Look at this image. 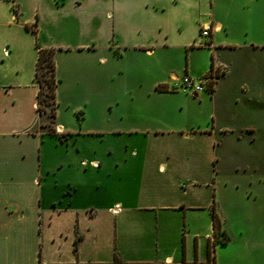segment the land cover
Returning a JSON list of instances; mask_svg holds the SVG:
<instances>
[{
  "label": "crops",
  "instance_id": "1",
  "mask_svg": "<svg viewBox=\"0 0 264 264\" xmlns=\"http://www.w3.org/2000/svg\"><path fill=\"white\" fill-rule=\"evenodd\" d=\"M116 2L148 21L159 13L158 34L142 21L131 42L158 68L123 80L104 114L71 106L60 91V53L96 50L88 24L65 41L68 0H0V264H205L218 241L228 243L216 237L214 207L231 237L233 195L264 187V39L222 40L229 26L215 0L198 15L195 0ZM192 26V36L174 40ZM39 45L56 49L53 119L38 110ZM181 47L209 52L197 66L189 51L180 67ZM213 65L224 73L212 94L172 89L175 77H202ZM86 71L70 82L97 95L100 78Z\"/></svg>",
  "mask_w": 264,
  "mask_h": 264
},
{
  "label": "rangeland",
  "instance_id": "2",
  "mask_svg": "<svg viewBox=\"0 0 264 264\" xmlns=\"http://www.w3.org/2000/svg\"><path fill=\"white\" fill-rule=\"evenodd\" d=\"M203 1L205 0H195L197 15L200 14L199 4ZM215 1L214 13L217 19L229 26L221 33L222 40L242 43L264 39V0ZM77 3L78 5L74 0H68L67 3L69 17L66 24L70 34L69 39L65 41L74 44L77 41L75 32L82 24H88L92 36L95 37L96 50L85 53L77 51L60 53L58 71L62 79L60 91L64 100H70L73 107L77 104H83V107L94 105L104 114L105 112L113 114L116 89L120 85L122 89L126 88L123 80L131 75L157 71V60L146 56L144 51L132 47L131 42L143 35L138 26L142 21L151 29L153 35L158 34L156 20L160 19L159 13L156 16L151 15L148 21L132 11L119 9L116 0H78ZM181 9L182 11L185 9L184 3ZM66 24L64 22V27ZM194 30L193 26L187 29L182 27L181 31L176 29L175 35L173 34L174 40L183 42L189 34L192 36ZM203 38L204 42H207L209 37ZM199 39L200 36H197V42L200 41ZM189 51L194 52L197 62L195 64L200 66L209 49L176 48L174 53L180 67L188 64ZM89 67L94 68V73L100 78L99 92L94 96L87 94L83 85L78 87L70 82L73 76L87 75L86 70ZM204 93L209 95L207 92ZM88 101L91 103L88 104ZM174 106H178V103H174ZM82 116L83 114L80 115ZM48 124L52 125L50 119ZM254 152V149L248 151L253 158L256 154ZM233 196L239 211L236 215L232 214L231 240L226 245H221L218 241L216 248L220 245L219 251L212 253L216 255L215 261L205 264H264V187H260V193L256 197L252 194L250 198H246L244 193Z\"/></svg>",
  "mask_w": 264,
  "mask_h": 264
},
{
  "label": "trees",
  "instance_id": "3",
  "mask_svg": "<svg viewBox=\"0 0 264 264\" xmlns=\"http://www.w3.org/2000/svg\"><path fill=\"white\" fill-rule=\"evenodd\" d=\"M54 47H41L39 45L36 80L38 83V110L41 114H48L51 119L56 115L57 87L60 79L57 76V65ZM214 68V65L212 69ZM211 69V70H212ZM51 130L52 125H49ZM215 233L222 243L230 241V235L222 228V222L216 208L213 209Z\"/></svg>",
  "mask_w": 264,
  "mask_h": 264
},
{
  "label": "built area",
  "instance_id": "4",
  "mask_svg": "<svg viewBox=\"0 0 264 264\" xmlns=\"http://www.w3.org/2000/svg\"><path fill=\"white\" fill-rule=\"evenodd\" d=\"M212 31L213 26L211 24L203 25L201 29V36L209 37ZM199 44L202 45V41H200ZM223 73L224 68L214 67L208 74L202 77H195L189 74H186L182 77H175V82L172 89L187 91L193 95H199L202 92L212 94L215 89L217 78ZM54 131L57 133H63V127L61 125H55Z\"/></svg>",
  "mask_w": 264,
  "mask_h": 264
}]
</instances>
